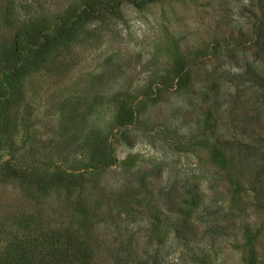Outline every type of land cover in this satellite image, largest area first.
Listing matches in <instances>:
<instances>
[{"label":"trees","instance_id":"trees-1","mask_svg":"<svg viewBox=\"0 0 264 264\" xmlns=\"http://www.w3.org/2000/svg\"><path fill=\"white\" fill-rule=\"evenodd\" d=\"M2 1L14 34L0 37V140L28 110V76L69 57L81 38L90 44L97 24L122 19L123 5L154 0H87L47 24L31 0ZM218 17L223 28L210 25L206 43L174 45L178 52L148 84L94 103L103 125L78 124L70 138L58 134L21 152L11 147L0 183L19 182L36 203L59 196L70 215L38 209L0 264H166L170 250L197 251L194 259L206 264L230 241L243 242L244 264H264V0H231ZM137 131L159 136L171 157H196L201 175L189 185L172 162L166 175L157 163L129 169L113 210L103 212L97 192L110 190L104 176L117 162L114 141L133 146ZM101 215L113 227L100 228Z\"/></svg>","mask_w":264,"mask_h":264},{"label":"rangeland","instance_id":"rangeland-1","mask_svg":"<svg viewBox=\"0 0 264 264\" xmlns=\"http://www.w3.org/2000/svg\"><path fill=\"white\" fill-rule=\"evenodd\" d=\"M31 1L36 9L37 21L47 24L57 17L73 13L87 0ZM3 4L0 0V37L9 42L13 39L14 26L4 19L1 11ZM229 4L231 0H154L140 9L123 5L121 20L95 25L94 37L88 40L90 44H84L86 39L81 38L82 42L75 46L69 57L58 60L49 71H37L26 78L24 89L28 110L22 112L20 124L13 131L3 133L0 161L10 155L11 147L16 144V150L21 152L31 143L41 146L42 140L58 134L61 139L70 138L76 134L78 129L74 127L78 124L84 123L86 129L94 121L103 125L107 118L102 113L92 112L94 103L107 99L117 89L134 91L148 84L153 73H162L168 67L178 52L174 45L182 48L192 38L194 43H206L210 25L223 28L225 22L216 21H221L218 16L226 14ZM221 36L222 33H217L214 37ZM136 133L140 137L133 146H127L116 135L117 162L104 176L110 190L104 187L100 197L97 192V201L103 212L113 210L118 196L117 187L120 189L123 186L129 169L155 167L157 163L166 175L168 163L172 162L176 168L183 170L181 173L187 184L195 180L194 176L199 177V170H194L198 162L196 157H171L164 153L159 136L149 133L143 136L145 132L142 131ZM201 160L208 165L206 156L202 155ZM62 201L59 196H51L45 204L42 201L36 203L19 182L10 180L0 183V253L13 246L26 220L39 214V211L55 219L58 214L70 215L67 207L62 209ZM106 217L101 215V220H97L102 229L105 225L113 227L112 222L107 223ZM139 227L142 228L141 223L132 225L133 229ZM259 232L260 243L264 244V227ZM242 243H224L216 258L209 261L208 257L206 264H244L247 249ZM177 252L169 251L166 264H199L194 259L201 255L197 251H182L180 259Z\"/></svg>","mask_w":264,"mask_h":264}]
</instances>
